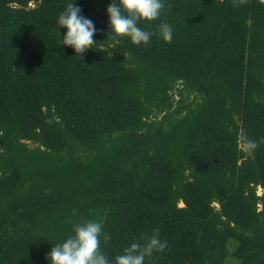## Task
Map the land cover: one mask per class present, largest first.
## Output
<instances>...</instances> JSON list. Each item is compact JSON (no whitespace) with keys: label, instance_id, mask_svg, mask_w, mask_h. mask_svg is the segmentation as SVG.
Returning <instances> with one entry per match:
<instances>
[{"label":"trees","instance_id":"1","mask_svg":"<svg viewBox=\"0 0 264 264\" xmlns=\"http://www.w3.org/2000/svg\"><path fill=\"white\" fill-rule=\"evenodd\" d=\"M69 2L0 0V264H49L89 220L109 264L156 228L144 264H264V0H163L140 45L107 39L112 0H73L82 57Z\"/></svg>","mask_w":264,"mask_h":264},{"label":"clouds","instance_id":"2","mask_svg":"<svg viewBox=\"0 0 264 264\" xmlns=\"http://www.w3.org/2000/svg\"><path fill=\"white\" fill-rule=\"evenodd\" d=\"M163 8V0H112L106 9L107 39L128 37L134 45L147 44L154 33L142 29L138 24L158 19ZM80 11L79 7L73 6V0H70L58 17L57 30L66 29L63 38H60V44L71 47L75 55L82 57L86 50L92 49L96 44L93 39L96 29L91 20L80 15ZM156 35L170 43L171 26L166 23L160 24ZM246 147L251 151L257 148L258 144L247 140ZM73 233L63 243L51 248L46 257L49 264H109L107 254L100 249L101 223L89 220L77 224ZM103 238L105 242L110 239L108 235H104ZM166 247L167 241H161L159 229L156 228L151 235L142 233L137 241L123 250V254L115 256L112 264H144L146 258L151 257L154 252L163 251Z\"/></svg>","mask_w":264,"mask_h":264},{"label":"rangeland","instance_id":"3","mask_svg":"<svg viewBox=\"0 0 264 264\" xmlns=\"http://www.w3.org/2000/svg\"><path fill=\"white\" fill-rule=\"evenodd\" d=\"M241 148H243V146H241ZM257 194H260V189H257Z\"/></svg>","mask_w":264,"mask_h":264}]
</instances>
